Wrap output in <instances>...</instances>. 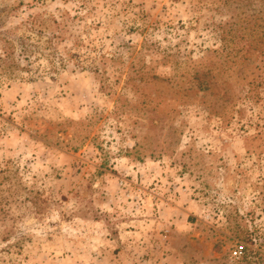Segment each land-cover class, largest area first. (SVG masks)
<instances>
[{"label": "rangeland", "instance_id": "374dc122", "mask_svg": "<svg viewBox=\"0 0 264 264\" xmlns=\"http://www.w3.org/2000/svg\"><path fill=\"white\" fill-rule=\"evenodd\" d=\"M0 264H264V0H0Z\"/></svg>", "mask_w": 264, "mask_h": 264}]
</instances>
